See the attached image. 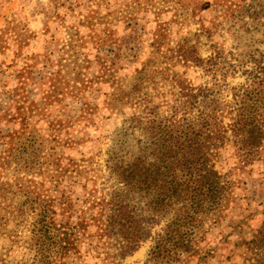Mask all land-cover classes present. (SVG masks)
<instances>
[{"label":"rangeland","instance_id":"1","mask_svg":"<svg viewBox=\"0 0 264 264\" xmlns=\"http://www.w3.org/2000/svg\"><path fill=\"white\" fill-rule=\"evenodd\" d=\"M250 2L0 0V264L37 263L26 198L42 204L65 195L75 205L78 181L95 195L114 184L108 156L143 146L142 124L131 125L153 108L169 113L172 75L228 99L259 71L264 16L250 18ZM183 42L204 59L217 51L221 70L178 61ZM234 154L227 145L215 162L229 182L227 200L204 219L193 251L172 264H242L264 218V137L249 165ZM156 219L150 237L123 258L112 238L95 235L56 264H164L147 261L167 217Z\"/></svg>","mask_w":264,"mask_h":264},{"label":"trees","instance_id":"2","mask_svg":"<svg viewBox=\"0 0 264 264\" xmlns=\"http://www.w3.org/2000/svg\"><path fill=\"white\" fill-rule=\"evenodd\" d=\"M245 10L258 20L264 16V0H251ZM185 44L174 50L178 61L212 74L221 70L217 51L204 59L194 45ZM263 70L264 65L231 91L228 99H219V89L212 87L194 91L184 79L172 75L174 105L169 113L159 117L153 108L131 125L142 124L143 146L137 153L120 150L108 156L106 166L115 181L109 189L95 195L85 181H78L83 193L75 205L65 195L58 200L54 195L42 204L26 198L22 205L32 212L30 246L36 264H56L70 250L79 253L81 239L95 235L112 238L123 258L150 237L156 217L165 216L166 223L155 235L147 261L172 264L181 254L191 253L204 219L216 215L229 195V182L216 169V160L231 145L236 163L244 167L255 159L261 146ZM1 184L4 187L6 183ZM242 264H264V218L246 243Z\"/></svg>","mask_w":264,"mask_h":264}]
</instances>
